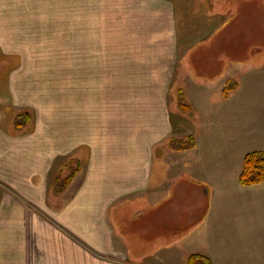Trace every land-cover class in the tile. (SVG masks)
<instances>
[{
	"label": "crops",
	"instance_id": "crops-1",
	"mask_svg": "<svg viewBox=\"0 0 264 264\" xmlns=\"http://www.w3.org/2000/svg\"><path fill=\"white\" fill-rule=\"evenodd\" d=\"M92 1L116 11L129 0ZM64 12V0H0V264H187L191 253L205 254L213 264H264V224H256V210L264 213V182L244 186L238 181L249 149L235 152L242 138L233 147L222 144L218 152H206L203 146L204 139L218 142L213 136L224 140L237 132L215 135L197 127L203 132L195 135L196 146L182 150L185 164L179 175L187 174L190 185L178 197L193 191L208 195L209 186L214 200L187 205L165 202L179 175L154 178L156 147L173 130L159 95L156 138L112 139L106 132L103 139L82 143L76 137L79 126L68 127L63 110L57 111L61 119L56 123L33 120L26 91L31 76L21 74L17 84L9 67L17 48L10 44H32L37 37L42 41L45 34L58 33ZM148 22L159 24L152 17ZM25 110L31 118L18 126L15 117ZM232 126L223 123V131ZM259 129L264 131V125ZM82 145L89 146V153L74 156L79 170L59 191L55 181L63 168H58L67 152Z\"/></svg>",
	"mask_w": 264,
	"mask_h": 264
},
{
	"label": "rangeland",
	"instance_id": "rangeland-1",
	"mask_svg": "<svg viewBox=\"0 0 264 264\" xmlns=\"http://www.w3.org/2000/svg\"><path fill=\"white\" fill-rule=\"evenodd\" d=\"M122 3L124 7L114 11L108 3L64 0L58 33L45 34L42 41L37 37L32 44H10L17 48V54L9 56L17 84L21 74L31 76L26 91L31 95L27 105L33 106V120L56 123L61 119L57 111L63 110L68 127L79 126L75 135L82 143L103 139L106 132L112 139L156 138L157 94L173 119L172 136L184 138L203 130L215 135L237 132L224 140L213 136L220 144L204 139L205 151L210 153L218 152L222 144L233 147L240 138L243 141L235 152L264 145V131L259 129L264 125V0ZM151 17L159 24H150ZM228 81L237 86L225 99ZM182 102H189L192 109L185 110ZM223 123L234 127L223 131ZM170 137L156 147V180L160 174V178L179 175L185 164V152L167 151ZM76 149L61 158L59 179L78 166L76 154L89 153L88 145ZM188 180L181 172L174 194L170 192L165 202L188 205L214 200L209 186L208 195L193 191L192 196L188 192L187 197H178L190 185ZM256 191L257 195L260 191ZM256 224H264V213L257 210Z\"/></svg>",
	"mask_w": 264,
	"mask_h": 264
},
{
	"label": "trees",
	"instance_id": "trees-1",
	"mask_svg": "<svg viewBox=\"0 0 264 264\" xmlns=\"http://www.w3.org/2000/svg\"><path fill=\"white\" fill-rule=\"evenodd\" d=\"M236 82H233L232 84L230 81L226 84V88L223 90L224 96H228L229 92L236 88ZM183 94V91H182ZM181 106L187 110L192 109V106L189 102H182L180 103ZM31 118V112L29 110H25L23 112H19L16 117L15 121L18 126L23 125L24 123H27ZM197 140L194 134H190L184 138H180L177 136H171L167 141V146L172 150H187L191 149L196 146ZM80 167V162H78V166L73 168L71 173L62 179L59 176L56 180L57 187L59 188V191H62L63 188H65L71 179L74 177V175L78 172ZM238 181L241 185L244 186H251L256 185L264 182V149H258L253 150L250 152H247L243 159V167L239 174ZM187 264H213L212 259L202 253H191L188 257Z\"/></svg>",
	"mask_w": 264,
	"mask_h": 264
}]
</instances>
